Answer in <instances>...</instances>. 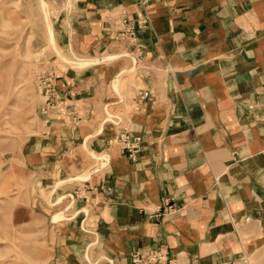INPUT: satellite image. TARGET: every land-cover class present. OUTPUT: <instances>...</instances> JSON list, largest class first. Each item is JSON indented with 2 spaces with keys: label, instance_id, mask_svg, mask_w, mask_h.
Wrapping results in <instances>:
<instances>
[{
  "label": "crops",
  "instance_id": "obj_1",
  "mask_svg": "<svg viewBox=\"0 0 264 264\" xmlns=\"http://www.w3.org/2000/svg\"><path fill=\"white\" fill-rule=\"evenodd\" d=\"M45 1L80 68L56 64L58 105L21 149L54 231L43 264H264V0Z\"/></svg>",
  "mask_w": 264,
  "mask_h": 264
},
{
  "label": "rangeland",
  "instance_id": "obj_2",
  "mask_svg": "<svg viewBox=\"0 0 264 264\" xmlns=\"http://www.w3.org/2000/svg\"><path fill=\"white\" fill-rule=\"evenodd\" d=\"M51 10L45 0H0V264H43L51 251L54 231L38 206L43 188L20 158L42 112L58 105L56 64L80 68L51 41ZM126 54L123 74L132 79L136 64Z\"/></svg>",
  "mask_w": 264,
  "mask_h": 264
},
{
  "label": "built area",
  "instance_id": "obj_3",
  "mask_svg": "<svg viewBox=\"0 0 264 264\" xmlns=\"http://www.w3.org/2000/svg\"><path fill=\"white\" fill-rule=\"evenodd\" d=\"M119 37L126 43L128 46L127 53L131 54L134 51L133 58L140 56L142 53L143 46L139 43L136 35V31L133 27L127 26L125 29L120 31ZM134 63L135 58H134ZM53 92V90L51 91ZM141 98H146L148 96L146 91L138 92ZM70 114V113H69ZM118 140L123 144L124 150L126 151L127 157L131 160H134L136 153L139 150V142L140 137L131 138L127 133H122L118 136ZM172 207L170 205H166V208L162 210L163 212H167ZM129 264H178L176 259L169 257L163 250L161 249H153L146 252H137L131 255Z\"/></svg>",
  "mask_w": 264,
  "mask_h": 264
}]
</instances>
